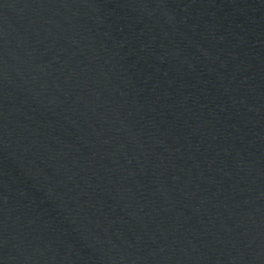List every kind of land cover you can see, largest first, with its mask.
I'll use <instances>...</instances> for the list:
<instances>
[{
  "label": "water",
  "instance_id": "1",
  "mask_svg": "<svg viewBox=\"0 0 264 264\" xmlns=\"http://www.w3.org/2000/svg\"><path fill=\"white\" fill-rule=\"evenodd\" d=\"M264 118V0H0V264H151Z\"/></svg>",
  "mask_w": 264,
  "mask_h": 264
}]
</instances>
